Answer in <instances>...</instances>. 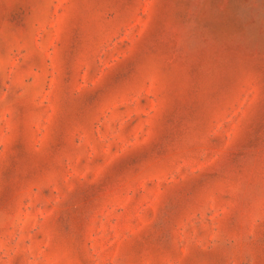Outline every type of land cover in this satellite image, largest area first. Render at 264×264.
<instances>
[{
  "label": "rangeland",
  "instance_id": "374dc122",
  "mask_svg": "<svg viewBox=\"0 0 264 264\" xmlns=\"http://www.w3.org/2000/svg\"><path fill=\"white\" fill-rule=\"evenodd\" d=\"M0 264H264V0H0Z\"/></svg>",
  "mask_w": 264,
  "mask_h": 264
}]
</instances>
